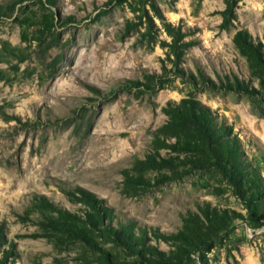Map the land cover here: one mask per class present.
Returning <instances> with one entry per match:
<instances>
[{"label":"rangeland","instance_id":"rangeland-1","mask_svg":"<svg viewBox=\"0 0 264 264\" xmlns=\"http://www.w3.org/2000/svg\"><path fill=\"white\" fill-rule=\"evenodd\" d=\"M106 2L0 0V259L14 245L12 264H108L110 256L116 264H137L106 240L92 246L44 232L45 215L53 213L39 208L38 200L82 215L87 208L80 193L88 191L114 213V222L168 234L178 232L198 204L234 210L241 217L213 250L194 255L193 264H264V224L251 221L215 170L136 195L124 190L122 175L151 150L155 131L167 121L162 108L189 95L234 127L249 161L264 175V112L248 96L228 91L236 78L249 80L233 38L246 29L264 41V0H242L238 22L228 31L219 28L222 0H161L167 19L191 31L188 40L197 45L184 59L185 76L155 92L146 76L161 74L165 50L138 44L140 30L125 33L134 17L129 7L104 14ZM47 13L55 27L39 43ZM259 107L264 111V99Z\"/></svg>","mask_w":264,"mask_h":264},{"label":"trees","instance_id":"trees-1","mask_svg":"<svg viewBox=\"0 0 264 264\" xmlns=\"http://www.w3.org/2000/svg\"><path fill=\"white\" fill-rule=\"evenodd\" d=\"M160 1L107 0L104 11L108 14L116 7L127 5L134 17L126 23L125 33L140 30L138 44L147 48L159 45L165 50L161 74L146 76L147 86L154 92L165 89L171 78L185 76L184 59L187 52L197 45L188 40L191 31L167 19ZM222 1L225 7L219 12L222 18L219 28L228 31L238 22L237 9L242 0ZM41 3L45 5L44 1ZM42 19V29L37 37L39 43L45 41L46 34L56 23L52 13L44 14ZM161 33L166 35V39H160ZM233 43L247 62L249 80L236 78L229 84L228 91L248 96L252 107L263 114L259 106L264 99V41L241 29L234 35ZM203 83L206 84L204 79ZM162 111L167 121L155 131L151 150L144 159L136 160L131 168L122 171L124 190L136 195L153 185L180 180L193 172L215 170L248 209L251 221L263 225L264 175L260 167L249 161L234 127L193 95L179 102H168ZM155 172L158 174L149 176ZM80 196L87 208L82 215L56 207L44 199L38 200L39 208L53 213L45 215V222L41 224L44 232L48 235L57 232L65 238L92 246H95L96 239L106 240L134 258L137 264H193L194 255L213 250L234 221L241 217L234 210L219 209L210 202H204L198 204L197 211L184 215L178 232L168 234L135 223L114 222V213L96 194L81 191ZM1 239L0 231V244ZM153 242H164L172 249L163 251ZM16 256L12 245L11 251H6L0 259V264H12L9 258ZM107 263L119 261L110 256Z\"/></svg>","mask_w":264,"mask_h":264},{"label":"bare ground","instance_id":"bare-ground-1","mask_svg":"<svg viewBox=\"0 0 264 264\" xmlns=\"http://www.w3.org/2000/svg\"><path fill=\"white\" fill-rule=\"evenodd\" d=\"M61 155V154H60Z\"/></svg>","mask_w":264,"mask_h":264}]
</instances>
